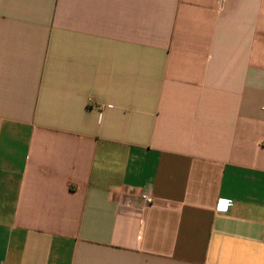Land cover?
I'll return each instance as SVG.
<instances>
[{
    "label": "crops",
    "instance_id": "obj_1",
    "mask_svg": "<svg viewBox=\"0 0 264 264\" xmlns=\"http://www.w3.org/2000/svg\"><path fill=\"white\" fill-rule=\"evenodd\" d=\"M0 264H264V0H0Z\"/></svg>",
    "mask_w": 264,
    "mask_h": 264
},
{
    "label": "built area",
    "instance_id": "obj_2",
    "mask_svg": "<svg viewBox=\"0 0 264 264\" xmlns=\"http://www.w3.org/2000/svg\"><path fill=\"white\" fill-rule=\"evenodd\" d=\"M138 198L141 206H147L154 202V196L151 192H141Z\"/></svg>",
    "mask_w": 264,
    "mask_h": 264
}]
</instances>
